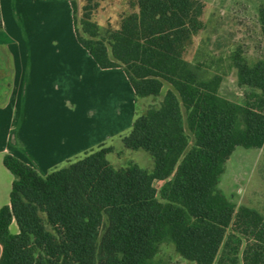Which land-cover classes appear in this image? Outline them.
I'll use <instances>...</instances> for the list:
<instances>
[{
	"label": "trees",
	"instance_id": "trees-1",
	"mask_svg": "<svg viewBox=\"0 0 264 264\" xmlns=\"http://www.w3.org/2000/svg\"><path fill=\"white\" fill-rule=\"evenodd\" d=\"M131 5L108 43L83 38L76 17L74 27L102 69H123L136 104L170 85L123 140L127 148L149 153L153 170L113 167V148L104 145L47 176L6 155L14 182L10 204L0 209V264H149L165 239L195 264H264V216L237 208L218 189L237 147L264 148V61L236 62L239 84L254 91L245 106L221 98L218 80L202 79L185 58L203 29V3ZM259 21L264 41V7ZM85 25V33L95 27L88 20ZM186 124L194 136L191 148ZM156 181L164 183L163 201ZM245 237L252 241L240 256Z\"/></svg>",
	"mask_w": 264,
	"mask_h": 264
},
{
	"label": "crops",
	"instance_id": "crops-1",
	"mask_svg": "<svg viewBox=\"0 0 264 264\" xmlns=\"http://www.w3.org/2000/svg\"><path fill=\"white\" fill-rule=\"evenodd\" d=\"M0 10L1 209L14 182L6 155L47 176L129 133L136 96L122 68L102 69L79 43L69 0H0Z\"/></svg>",
	"mask_w": 264,
	"mask_h": 264
},
{
	"label": "rangeland",
	"instance_id": "rangeland-1",
	"mask_svg": "<svg viewBox=\"0 0 264 264\" xmlns=\"http://www.w3.org/2000/svg\"><path fill=\"white\" fill-rule=\"evenodd\" d=\"M69 1L76 4L74 17L81 36L85 39H102L108 43L110 32L119 29L122 18L133 10L131 3L134 0ZM199 1L204 5L203 29L188 46L185 58L191 65L198 67L202 79L218 80L217 91L221 98L245 106L254 91L239 84L236 62L254 65L257 61H264V41L259 21V11L264 7V0ZM87 13L90 19L85 16ZM87 20L95 24L89 33L84 32ZM91 32H96V35L93 36ZM168 89L170 85L165 83L159 97L138 100L136 118L146 113L150 107L158 106ZM183 113L186 121L187 113L184 108ZM186 130L190 136L191 148L194 136L187 124ZM129 133L104 145L113 148L108 155L110 163L117 169L138 165L152 171L154 162L149 153L125 146L123 140ZM163 184L160 181L155 182L160 200ZM218 189L237 208H253L264 216V148L237 147L224 166ZM249 241L252 240L243 238L240 256ZM149 264L195 263L184 258L174 244L165 239L159 243L157 253Z\"/></svg>",
	"mask_w": 264,
	"mask_h": 264
}]
</instances>
